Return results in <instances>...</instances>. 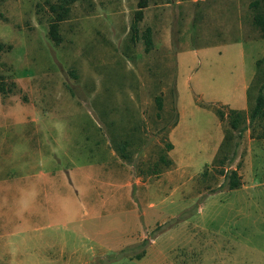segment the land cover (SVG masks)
I'll list each match as a JSON object with an SVG mask.
<instances>
[{
    "label": "rangeland",
    "instance_id": "obj_1",
    "mask_svg": "<svg viewBox=\"0 0 264 264\" xmlns=\"http://www.w3.org/2000/svg\"><path fill=\"white\" fill-rule=\"evenodd\" d=\"M139 1L0 0V264H264V0Z\"/></svg>",
    "mask_w": 264,
    "mask_h": 264
},
{
    "label": "trees",
    "instance_id": "obj_2",
    "mask_svg": "<svg viewBox=\"0 0 264 264\" xmlns=\"http://www.w3.org/2000/svg\"><path fill=\"white\" fill-rule=\"evenodd\" d=\"M73 0H65L66 4L71 3ZM146 6V1L145 0H140L138 2V9L135 11V16H134V23L132 24V32L133 35L131 37L132 41H135L136 37H137V22H139L142 19L143 16V8ZM68 5H59L58 8L56 9V7L52 6V11L55 13L54 18L51 20V22L49 23L48 26V36L49 38L55 43L58 44L61 42V36L59 34L58 31V27H59V23L64 20L68 14ZM253 21L255 23V25H257L261 30H264V14L261 13H256L253 16ZM143 37V41H144V46H145V51H149L151 46H152V40H151V35H150V29L147 28L144 33L142 34ZM9 49L10 46L9 45H5L3 43L0 42V50L2 49ZM261 61V59H258L256 61L257 64H259ZM14 85L13 82L10 83H5V80L3 79V75H0V94H6L8 92H10L12 90V86ZM157 104H158V108L161 109V101L160 98H157ZM216 114L223 119V112L220 110L215 109ZM230 113L236 114L238 116L243 115V111L242 110H236V109H229ZM258 121L260 119H264V100L262 95L260 94L258 96V98L256 99V103L255 106L253 107L250 116H249V120L250 122H255V120ZM237 123H238V117H234L231 119L230 121V126L231 129H235L237 128ZM259 138L264 140V127L262 128V132L258 135ZM172 148V144L169 143L168 144V150ZM171 160H169L167 155L161 156L160 157V162L162 164H169ZM156 173H158L156 171ZM229 188L230 189H235L238 188L241 185V182L237 176V173L235 170H232L230 175H229ZM263 180H264V174H263Z\"/></svg>",
    "mask_w": 264,
    "mask_h": 264
},
{
    "label": "crops",
    "instance_id": "obj_3",
    "mask_svg": "<svg viewBox=\"0 0 264 264\" xmlns=\"http://www.w3.org/2000/svg\"><path fill=\"white\" fill-rule=\"evenodd\" d=\"M246 87H247V86H246ZM232 109H233V108H232ZM179 116L181 117V114H180V113H179ZM180 117H179V119H180ZM179 119H178V122H179ZM178 122H177V123H178Z\"/></svg>",
    "mask_w": 264,
    "mask_h": 264
}]
</instances>
